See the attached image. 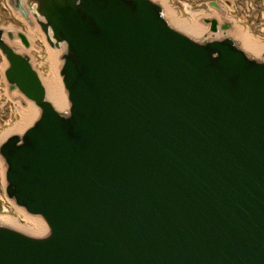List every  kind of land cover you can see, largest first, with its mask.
Here are the masks:
<instances>
[{
	"label": "water",
	"instance_id": "1",
	"mask_svg": "<svg viewBox=\"0 0 264 264\" xmlns=\"http://www.w3.org/2000/svg\"><path fill=\"white\" fill-rule=\"evenodd\" d=\"M30 3L64 45L69 108L0 28L5 78L39 109L0 144L4 191L47 225L0 224V264H264V54L192 39L152 0Z\"/></svg>",
	"mask_w": 264,
	"mask_h": 264
},
{
	"label": "rangeland",
	"instance_id": "2",
	"mask_svg": "<svg viewBox=\"0 0 264 264\" xmlns=\"http://www.w3.org/2000/svg\"><path fill=\"white\" fill-rule=\"evenodd\" d=\"M152 1L159 4L162 9L161 4L157 0H152ZM162 1L164 2V4H166L167 2L170 8H172L178 16L185 18L186 20H188V22H191L192 20L194 21L198 17H201L202 15L201 12H203V14L204 13L211 14L213 12V13H216L217 15L216 14H211V15H215L217 17H225L227 20H230L233 23V25H234V20H236V22L242 25L245 30L250 31L254 36H258L259 39H261V41H264V0H166V2L164 0ZM21 3L24 6L26 5L24 1H22ZM217 7L223 8L225 13L221 14L218 11V9H216ZM26 12L27 14L23 15L20 9L14 6V3H12V0H0V28L3 31L7 30L10 27L18 29V32H21L24 34L27 43L26 44L23 43L21 39L18 37V35L16 38L10 39L8 35L6 34V32L3 33L4 39L17 52L27 55L31 66L37 72V74L39 75V78L41 76L46 75L50 69H52V71L54 72L53 70V67H54L57 76L59 75L61 78V81H60V90H61V82H62V76L60 75L61 67H59L58 72H57L56 53L53 51V50H56L58 47L51 45L47 41L45 34L43 33V31L41 30L38 24L37 18L30 11H26ZM39 19L43 20L42 17H39ZM210 19H211L210 15L203 16L202 25L204 28H207L208 32L214 34L216 33V31L213 32L209 28ZM222 24L227 25L225 22H222ZM178 25L181 26L182 28H185L180 24ZM172 27L174 28V26ZM28 29H32L31 36H29L28 34ZM228 29L229 27L227 26L226 28L221 29V30L224 31ZM176 30L182 32L183 34L189 36L192 39L201 41L199 37L190 35L179 29H176ZM187 30L191 32H195V30H189V29ZM206 39H209V38H206ZM210 39H213V38L210 37ZM11 40H16L19 43V45L11 44ZM235 42L237 46L240 47L248 56L256 58L250 53H248L245 49H243L242 46L238 44L236 40ZM252 50L257 52V50L255 49H252ZM7 65H8L7 61L4 55L0 51V135L2 134L3 131L13 129L21 125L20 123L17 125H14V122L21 119L22 112L23 114L24 113L27 114L26 109H25L26 104L24 103L26 101H29L15 86H11V84L6 80L4 71ZM62 85H63V82H62ZM36 118L37 116L35 117V119ZM35 119L33 120L30 119V122L27 123L22 128V130L26 129L29 125H31ZM24 122L26 121L24 120ZM6 138L7 137H5L0 142V144ZM5 168H6L5 162L2 156L0 155V213L11 214V215L17 216L18 218L20 217L19 219L23 220L24 213L27 215L29 213H27L23 208H21L23 209V211L17 208L19 206H17L14 203V201L12 199H9L5 194V191H4L5 183H6L5 176H4ZM31 215L33 214H30V216ZM14 226H9V227L14 228L28 235H31L28 232L40 233L37 231L26 230L24 229V227L20 225L19 226L14 225ZM45 234L46 233L41 234V235H31V236H43Z\"/></svg>",
	"mask_w": 264,
	"mask_h": 264
},
{
	"label": "bare ground",
	"instance_id": "3",
	"mask_svg": "<svg viewBox=\"0 0 264 264\" xmlns=\"http://www.w3.org/2000/svg\"><path fill=\"white\" fill-rule=\"evenodd\" d=\"M157 1L161 4L162 10H163L162 15L170 26L172 25L176 29L184 31L190 35L199 37L201 40L206 39V38L210 39V37L211 38H223V37L230 36L229 38H231L232 40L234 39L233 40L234 42L236 40L237 43L240 44L242 46V48L245 49L248 53H250L251 55H253L257 59L262 58V55L264 54V41H261V39H259L258 36H254L250 31L245 30L242 25H240L238 22H236V20H234V26H233V24L229 20L223 19L222 17H218L220 19H218L216 17H214V18L211 17V19L213 18L216 20V23L218 26V30L216 31V33L213 34V33L208 32L207 28L204 30L202 22H203V16L204 15H211V14H216V13L212 12L211 14L210 13H208V14L204 13L203 14V12H201V14H202V15L200 14L201 17H198L194 21L190 20L191 22H188V20H186L185 18L178 16L175 13V11L172 8H170V6L166 2V0H164V1L166 2L168 9L171 11L170 13H168L167 8H166L165 4L163 3V1H161V0H157ZM32 10H34V7H32ZM174 21L176 23L182 25L186 29L182 28L181 26L176 24ZM222 22H225L227 24V26L229 27L228 30L223 31L219 28V26H220V24H222ZM187 29L195 30L196 33L188 31ZM6 31H9L12 34L13 38L17 37L18 29L10 27L7 30H4V32H6ZM28 34H29V36H31L32 29H28ZM11 44H14V45L18 44L19 45V43L16 40H11ZM249 47L257 50V52L253 51ZM53 51L56 53V69L58 72V69H59V67H61V64H62V61H61L62 57L61 56H62L63 51H64V45L61 44L56 50H53ZM53 70H54V72L52 71V69H50L46 75L40 77V80H41V83L43 84V87L45 89L46 99L53 105V107L56 110L63 112V113H66L68 111V108H69V102L67 100V93H66V90L63 88L62 82H61V90H60L61 78L58 75L60 78V80H59V78L55 72L54 67H53ZM24 104H26L25 109H26L27 114L26 113L23 114V112H22L21 119L14 122V125H17L19 123L21 125L16 127V128H13V129L3 131L2 134L0 135V142L5 137H8L12 134L21 135L23 133V131L25 130V129L22 130V128L27 123L30 122V119L33 120L38 115L39 109L37 106H35V104L32 101H30V100L26 101ZM24 120L26 122H24ZM17 208L21 209V207H17ZM19 209H17V210H19ZM21 210L23 211V209H21ZM19 218L17 216L11 215V214L0 213V224L8 225V226H14V225L19 226L20 225V226L24 227V229H26V230L40 232V233L28 232L31 235H41V234L47 233V225L40 216H37V215H31L30 216V214L27 215L24 213L23 220H21ZM12 224H14V225H12Z\"/></svg>",
	"mask_w": 264,
	"mask_h": 264
},
{
	"label": "flooded vegetation",
	"instance_id": "4",
	"mask_svg": "<svg viewBox=\"0 0 264 264\" xmlns=\"http://www.w3.org/2000/svg\"><path fill=\"white\" fill-rule=\"evenodd\" d=\"M22 1H24L25 3H26V5L24 6V5H22ZM162 1V0H161ZM12 3H14V6L16 7V8H18V9H20V11L23 13V15H26L27 14V12L26 11H30L33 15H34V10H32V7H33V5L30 3V0H12ZM164 3V2H163ZM27 6V7H26ZM165 6H166V4H165ZM166 8H167V11H168V13H170V10L168 9V7L166 6ZM216 9H218V11L221 13V14H224L225 13V11H224V9L223 8H221V7H217ZM204 16H207V15H204ZM211 17H216V18H218L217 16H215V15H210ZM223 19H226L225 17H222ZM218 19H220V18H218ZM227 20V19H226ZM230 21V20H229ZM231 22V21H230ZM232 23V22H231ZM233 24V23H232ZM234 26V25H233ZM206 28H204V30H205Z\"/></svg>",
	"mask_w": 264,
	"mask_h": 264
}]
</instances>
